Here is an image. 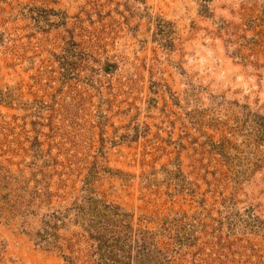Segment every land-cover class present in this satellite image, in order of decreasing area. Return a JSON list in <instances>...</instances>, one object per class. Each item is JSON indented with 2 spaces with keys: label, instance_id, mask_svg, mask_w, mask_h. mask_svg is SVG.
<instances>
[{
  "label": "rangeland",
  "instance_id": "rangeland-1",
  "mask_svg": "<svg viewBox=\"0 0 264 264\" xmlns=\"http://www.w3.org/2000/svg\"><path fill=\"white\" fill-rule=\"evenodd\" d=\"M0 264H264V0H0Z\"/></svg>",
  "mask_w": 264,
  "mask_h": 264
}]
</instances>
